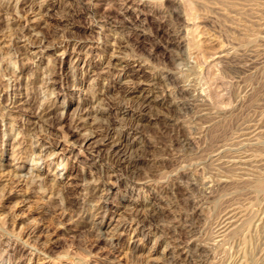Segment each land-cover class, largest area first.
<instances>
[{
    "label": "rangeland",
    "instance_id": "rangeland-1",
    "mask_svg": "<svg viewBox=\"0 0 264 264\" xmlns=\"http://www.w3.org/2000/svg\"><path fill=\"white\" fill-rule=\"evenodd\" d=\"M124 1L0 0V264L8 241L30 246L23 264H259L264 0ZM116 140L135 168L109 156Z\"/></svg>",
    "mask_w": 264,
    "mask_h": 264
},
{
    "label": "bare ground",
    "instance_id": "bare-ground-1",
    "mask_svg": "<svg viewBox=\"0 0 264 264\" xmlns=\"http://www.w3.org/2000/svg\"><path fill=\"white\" fill-rule=\"evenodd\" d=\"M184 1V0H183ZM195 1V0H194ZM193 1V2H194ZM136 0H125L124 2H123V4H124V6L126 7V11H131V10H133L134 9V5L135 4H137V6H139L138 5V3L136 2ZM178 2V1H177ZM252 2V1H251ZM32 3V2H31ZM181 3V2H180ZM260 3V2H259ZM143 4V3H142ZM35 4L33 3V6H34ZM185 5V4H184ZM124 7V8H125ZM142 7V6H141ZM186 7H188V6H186ZM125 10V9H124ZM189 10V9H188ZM172 11V10H171ZM230 11V10H229ZM131 13V12H130ZM173 13L175 14V15H177V16H182V14H183V12H182V10L179 8V6H178V8H176V9H174V11H173ZM193 13V12H192ZM99 14V13H98ZM130 16V15H129ZM132 16V15H131ZM176 16V17H177ZM131 18V17H130ZM129 18V19H130ZM187 18V17H186ZM185 18V19H186ZM150 19V18H149ZM243 22V21H242ZM183 23V22H182ZM188 24V23H187ZM126 25V24H125ZM151 26V25H150ZM64 29V28H63ZM251 29V28H250ZM147 30V29H146ZM183 32H184V30H182ZM39 34V33H38ZM158 34V33H157ZM187 34V33H186ZM135 35V34H134ZM145 34L144 33H137V36H135V37H138V38H140V36L142 37V36H144ZM147 35V34H146ZM56 36V35H55ZM59 36V35H58ZM57 36V37H58ZM180 36V35H179ZM174 37V36H173ZM172 37V38H173ZM183 37V36H182ZM185 37V36H184ZM50 38V37H49ZM48 38V39H49ZM40 40L39 41H43L44 40V37H41V38H39ZM126 39V38H125ZM131 39H133V38H131ZM142 39H143V37H142ZM184 39V38H183ZM47 40V39H46ZM127 40V39H126ZM128 40H130V39H128ZM137 40V39H136ZM136 40H135V42H136ZM150 40H152V39H150ZM175 40V39H174ZM172 41V39H171V42L174 44H177V46L178 45H181L182 44V41L181 40H178V41ZM185 40V39H184ZM250 41V40H249ZM141 42H142V40H141ZM158 43V42H157ZM41 44V43H40ZM44 44V43H43ZM174 44V45H175ZM46 45V44H45ZM49 45V44H48ZM159 45H161V44H159ZM40 46H42V45H40ZM140 46H142V45H140ZM222 47V46H221ZM156 49V48H155ZM161 49V48H160ZM164 50V49H163ZM166 50V49H165ZM167 51V50H166ZM224 50H221L220 52H223ZM225 51H226V49H225ZM164 52V51H163ZM219 52V51H218ZM228 52V51H227ZM162 53V52H161ZM218 54V53H217ZM172 57V56H171ZM222 57V56H221ZM167 58H169L168 56H167ZM174 58V57H173ZM56 66V65H55ZM122 70L123 71H125L124 73L125 74H127V70H124V68H122ZM51 74V73H50ZM178 75H179V73H178ZM181 75V74H180ZM43 76V75H42ZM182 76V75H181ZM48 77V76H47ZM165 77L169 80V81H172V82H174L175 83V85L177 86V88H178V90L180 91V93H183V92H185L186 91V88H185V86H183V84L181 85L180 84V82H179V80H178V78H177V76H175L173 73H171V71L170 72H167V74L165 75ZM180 78H182V77H180ZM168 83V82H167ZM182 83H183V81H182ZM171 84V83H170ZM41 85V84H40ZM174 85V84H173ZM172 86V85H171ZM41 87V86H40ZM141 87V85H139V84H137V85H135L134 86V88L135 89H138V88H140ZM187 87H189V86H187ZM133 90V89H132ZM53 91V90H52ZM187 93V92H186ZM119 94V93H118ZM136 100V99H135ZM183 100V99H182ZM115 101V100H114ZM121 102V101H120ZM38 103V102H37ZM54 105L52 106V107H49V108H47L46 110H39V113H38V116L40 117V118H43V120H48L49 121V119H50V117H53V116H55V115H53L54 113V110L56 109V100L54 101V103H53ZM139 104H141L140 105V108L139 109H141V110H143L144 108H145V103L141 100L140 102H139ZM51 105V104H50ZM62 104L60 103L59 105H58V107L59 106H61ZM122 103L121 104H119L118 103V109L120 108V110H121V107H122ZM113 106V105H112ZM46 108V107H45ZM93 109V108H92ZM76 110V109H75ZM80 110H84V108H82V109H80ZM87 110H89L90 111V109L89 108H87ZM98 110V109H97ZM96 111V110H95ZM118 112V111H117ZM79 113V112H78ZM123 115H124V113H122ZM80 116L79 117H77V118H79L80 120H84V118H83V116H82V114H79ZM120 116V117H116V118H113L110 122H109V124L107 125V126H105V127H103L100 131H101V135H103V139H108V138H110L111 136H112V134L114 133V132H116L117 131V129H118V125L120 126V124L122 125V119H123V117L124 116ZM10 116V115H9ZM74 116V115H73ZM57 116H55V119H57L56 118ZM59 117V119H58V124H61L62 123V121H63V119H64V110H61V115L60 116H58ZM83 118V119H82ZM110 118V117H109ZM52 119V118H51ZM71 119V118H70ZM100 119V118H99ZM125 119V118H124ZM8 122V121H7ZM129 122V121H128ZM53 123V122H52ZM106 123V122H105ZM127 123V122H126ZM51 124V123H50ZM183 124H185L186 125V123L184 122ZM54 125V124H53ZM56 125V124H55ZM126 125V124H125ZM127 126V125H126ZM71 127V126H70ZM99 127V126H98ZM129 127V126H128ZM140 127H141V123H140V121H135V122H133L132 123V128L133 129H135L137 132H139L140 131ZM189 127V126H188ZM187 127V128H188ZM194 127V126H193ZM77 128V127H76ZM191 128V127H190ZM73 129V128H72ZM76 129H74V131H75ZM119 130V129H118ZM132 130V129H131ZM118 132V131H117ZM134 132V131H133ZM193 133V132H192ZM118 134V133H117ZM86 135V134H85ZM191 136V135H190ZM192 138V137H191ZM194 139H195V137H194ZM192 140V139H191ZM18 141V140H17ZM20 141V140H19ZM24 142V141H23ZM21 143V142H20ZM22 144V143H21ZM56 145V144H55ZM174 145V144H173ZM28 146V145H27ZM22 147V146H21ZM38 148V147H37ZM37 148H36V146L35 145H30V147H28L27 148V152H29V155H31V154H34L33 156H35L34 158H33V160L35 161L36 159H42V161H46L47 162V165L48 166H50L51 164H52V162H54L55 160H56V147H54V148H51V150H49V149H41V150H39V151H37ZM109 148V147H108ZM100 151H101V149H99ZM131 150V147L129 146V144H125V143H122V141H114L112 144H111V149H109V156H111V157H114V159H116L117 161H122V164L125 162L126 163V165H127V167L126 168H128V167H131L132 169L133 168H135L139 163H140V160H141V157H140V155L138 156V157H132L133 155H132V151H130ZM19 151H20V149H19ZM106 151V150H105ZM108 151V150H107ZM63 155V154H62ZM113 159V158H112ZM144 160V159H143ZM142 160V161H143ZM40 160H37L36 161V163L37 162H39ZM119 163V162H118ZM19 165V167L20 168H22V166H23V164H18ZM124 165V164H123ZM126 165H124V166H126ZM59 167V166H58ZM37 168H40V166H37ZM122 168H123V166H122ZM139 169V168H138ZM130 170V169H129ZM136 170V169H135ZM160 173V172H159ZM256 174V173H255ZM36 175H38L39 176V179L41 178L40 177V174H36ZM257 176V178H256V180H257V185L259 186V187H264V176L263 175H260V174H258V175H256ZM43 179V178H42ZM46 180V179H45ZM33 181H34V178H33ZM182 181V180H181ZM246 181V180H245ZM184 182V181H183ZM35 183V182H34ZM39 185H42L40 182H39ZM44 185V184H43ZM42 185V186H43ZM41 186V187H42ZM106 187V186H105ZM262 189H264V188H261V189H259V190H262ZM36 191V190H35ZM46 192H47V190H46ZM261 192V191H260ZM35 193V192H34ZM44 195V194H43ZM51 195V194H50ZM6 196V195H5ZM54 196V195H53ZM53 196H52V198H53ZM56 198V197H55ZM44 200V199H43ZM102 200V199H101ZM47 201V200H46ZM46 201H45V203H46ZM48 203V202H47ZM64 206V205H63ZM92 206V205H91ZM59 208V207H58ZM229 208V207H228ZM48 209V208H47ZM102 209V208H101ZM148 209V208H147ZM55 210V209H54ZM61 210V209H60ZM169 210V209H168ZM189 210V209H188ZM197 210V209H196ZM151 211V210H150ZM199 211V210H198ZM155 212V211H154ZM200 212V211H199ZM202 212V211H201ZM200 212V213H201ZM204 212V211H203ZM238 213V212H237ZM136 214V213H135ZM158 214V213H157ZM156 213H154V215H157ZM206 214V213H205ZM246 214V213H245ZM137 215V214H136ZM159 215V214H158ZM201 215V214H200ZM204 215V214H203ZM138 216V215H137ZM146 216V215H145ZM145 216L143 217V218H141L140 217V215H139V220H137L136 219V226H138V228H142L144 225H145V220H146V218H145ZM149 217V219H151V220H154L156 217H154L153 215H152V213L148 216ZM236 217V216H235ZM243 217V216H242ZM234 218V217H233ZM178 219V218H177ZM195 219V218H194ZM227 219V218H226ZM247 219V218H246ZM245 219V220H246ZM248 220V219H247ZM203 221V220H202ZM230 221V220H229ZM260 221V220H259ZM150 222V221H149ZM220 225V224H219ZM246 225V224H245ZM203 226V225H202ZM254 226H255V224H254ZM99 227V226H98ZM35 229V228H34ZM264 229V228H263ZM3 230V229H2ZM140 231L138 230V232L135 234V237L136 236H138V233H139ZM142 232V231H141ZM248 232V231H247ZM241 233V232H240ZM145 234V233H144ZM18 236V235H17ZM16 236V237H17ZM20 236V235H19ZM12 237V236H11ZM19 238V237H18ZM98 238V237H97ZM13 239V238H12ZM98 239H100V238H98ZM191 239V238H190ZM206 239V238H205ZM8 240V239H7ZM96 240V239H95ZM111 241L110 242H112V245H116L117 244V240H118V237H111V239H110ZM212 240V239H211ZM22 241V240H21ZM98 241V240H97ZM186 241V240H185ZM48 242V241H47ZM198 242V241H197ZM16 243V242H15ZM47 245H49V247H52V245H53V240H52V242H50V244L48 243ZM167 245V244H166ZM26 246H29V245H27V243L24 241L23 243H21V245L19 244V243H16V245H12V243H10V241H8V242H6V244H5V248H4V250L5 251H7L8 250V248L9 249H13V252L11 253H9V255H8V257H3V259H5L6 261H7V263L8 264H23V256L25 255H23V253H24V251L27 249V247ZM40 246V245H39ZM38 245H33L32 246V249H34V251H38V252H41V247H39ZM175 246V245H174ZM200 246V245H199ZM4 247V246H3ZM133 247V246H132ZM167 247V246H166ZM29 248H30V246H29ZM48 248V247H47ZM46 248V249H47ZM3 249V248H2ZM28 251V250H27ZM32 251V250H31ZM42 251H43V249H42ZM173 251V250H172ZM26 252V251H25ZM45 254L46 253H48V251L47 250H44L43 251ZM171 252V251H170ZM33 254V253H32ZM175 254V253H174ZM178 254V253H177ZM171 255V254H170ZM173 255V254H172ZM201 255V254H200ZM6 256V255H5ZM174 256V255H173ZM163 257V256H162ZM177 258V257H176ZM166 259V258H165ZM168 259V258H167ZM254 260V259H253ZM176 261V260H175ZM255 262V261H254ZM1 263V262H0ZM166 263V262H165ZM187 263H189V262H187ZM199 263V262H198ZM195 264V263H194ZM259 264H264V261H262V262H260Z\"/></svg>",
    "mask_w": 264,
    "mask_h": 264
}]
</instances>
